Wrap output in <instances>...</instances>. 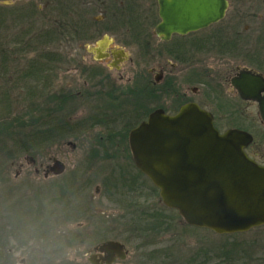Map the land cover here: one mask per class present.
<instances>
[{
  "label": "rangeland",
  "instance_id": "1",
  "mask_svg": "<svg viewBox=\"0 0 264 264\" xmlns=\"http://www.w3.org/2000/svg\"><path fill=\"white\" fill-rule=\"evenodd\" d=\"M16 1L26 0H5L6 5ZM253 2L229 0L225 19L210 28L219 32L226 27L241 29L245 24V44L237 47L242 56L236 52L237 58L223 60L212 50L209 56L200 55L197 65L182 66L183 72L177 76L178 86L192 101L212 113L214 125L221 133L234 128L253 135V143L247 151L250 157L264 165V125L257 105L239 99L229 84L236 67L264 74V26L261 29L264 19L241 17L256 11ZM41 23L39 20L35 28L29 27L28 30L38 29V35L43 36L38 48L46 47L50 53L48 59L54 54L61 60L67 59L69 53L71 67H77L82 57L92 62L94 42H88L86 50L79 44H71L66 50L64 40L51 35L50 28ZM249 28L257 29L250 31ZM42 29L46 31L42 32ZM210 29L199 33H208ZM52 42L55 47L50 45ZM115 44L120 46V43ZM124 45L128 58H139L140 61L134 65L128 62L122 67L130 69L128 74L111 72L117 79L115 94L124 93L116 104L106 95L110 92L109 85H95L94 79L81 78L79 73L68 72V67L60 64H54L52 70H45L41 76L46 78L34 83L40 91L78 94L74 102L66 104L61 112V118L64 116L71 126H89L97 119L102 124L85 131L76 130L77 133L61 143L33 156L35 165L28 164L21 157L2 173L0 255L9 256L13 264H89L88 255L94 246L114 240L123 243L128 254L125 260L113 264H161V261L164 264H264V225L243 233L223 235L191 227L175 210L162 204L158 189L136 169L128 145L129 131L159 107L167 115L178 111L173 95L142 100L145 82L140 76L145 68L141 65L147 55L142 47L135 46L136 49ZM20 50L17 45V51ZM13 55L5 57L14 60L6 64L4 73L0 71V91L6 93L5 98H1L0 93V110L6 112L12 123L11 120L28 110L29 102L22 97L24 84L21 77L27 71L26 61L35 57L33 53L25 57ZM5 58L0 62H6ZM165 70L174 72L169 67ZM193 88L198 91L192 92ZM175 90L178 92L177 88ZM55 159L65 164V172L59 176L49 174L45 178V166L51 165ZM121 179L132 189L120 187ZM150 212L168 218L172 223L170 230L155 229L153 221L143 222L142 217ZM135 225L140 227L134 229ZM148 225L154 228V232H144ZM6 234L11 238L4 239ZM223 253L225 261L218 258Z\"/></svg>",
  "mask_w": 264,
  "mask_h": 264
},
{
  "label": "water",
  "instance_id": "2",
  "mask_svg": "<svg viewBox=\"0 0 264 264\" xmlns=\"http://www.w3.org/2000/svg\"><path fill=\"white\" fill-rule=\"evenodd\" d=\"M161 23L157 33L169 37L216 23L226 10L225 0H158ZM231 84L243 101L257 104L264 125V78L240 71ZM252 136L239 129L220 133L213 115L197 104L180 107L174 115L153 111L128 133L136 169L158 189L162 204L177 211L191 227L217 235L247 232L264 225V167L244 149ZM34 164L33 157H26ZM65 164L55 159L44 177L62 175ZM109 257L125 258L124 245L103 242L93 249ZM95 254L89 257L98 264Z\"/></svg>",
  "mask_w": 264,
  "mask_h": 264
},
{
  "label": "flooded vegetation",
  "instance_id": "3",
  "mask_svg": "<svg viewBox=\"0 0 264 264\" xmlns=\"http://www.w3.org/2000/svg\"><path fill=\"white\" fill-rule=\"evenodd\" d=\"M0 1L3 2V4L0 5V36L4 51L8 52L17 49V45H19L21 40V38L18 37L19 34L30 32L31 36L29 35V39L33 40L38 34V29L29 31L28 28L33 26L35 28L36 23H39V20L42 21L41 24L43 26L50 28L51 35L54 34V36H60L62 40H64L66 50L71 44H79L85 49L88 42H94V53L92 52L94 58L92 59V62L88 61L87 58L82 57L77 67H71L70 56L69 53H67V59L62 60L60 65L68 67V72L74 70L75 73L80 74L81 78L84 77L88 81L94 79V81H96L95 85H109L110 92L106 95L108 96V99H111V102H114L115 104L120 102L121 94L123 97L124 93H120V96L115 94L116 89L114 83L117 79L111 75V72L119 73L123 71L124 74H128L130 69H123L122 67H125L128 62H131L134 65L136 64V61H140L139 58L137 60L128 58L124 44L134 48H136L135 46L138 48L142 47L143 52L145 51L147 55V57L143 59V65H141L145 68L140 76L145 82L143 89L144 96L142 100H151L152 98L156 100L163 96L167 97V95H173L175 97L174 102L177 103L178 111L183 105L189 103L197 104L182 91V87L178 86L177 75L182 74V66L192 67L197 65L199 62V56L202 54L209 56L212 50L221 55L220 58L223 60H225V58H237L236 52L238 51V44L239 46L245 44L244 34H246L247 31L245 24L241 29H237L236 26L226 27L219 32L210 29L217 26L225 19L229 9V0H225L227 5L226 10L223 18L218 22L185 34L172 33L169 37H164V35H159L157 33V26L161 23L158 0H26L23 2L16 1L17 3L11 5H6L5 0ZM234 1L237 3L241 2V0ZM253 5L256 11L250 15H242L241 17L246 19H254L255 17L264 19V0H254ZM40 6H42V8H40ZM23 7L25 9H23ZM82 24L83 27L81 26ZM263 26L264 21L262 22L261 29ZM208 29H210L208 33H199ZM249 29L251 31L257 28ZM21 30H24L25 32H22ZM43 31L46 30L42 29V32ZM241 31L244 33L239 34ZM230 34H233V36ZM27 40L24 39V43H26ZM115 43H120V46ZM50 45L55 47L56 44L55 42H52ZM50 45L48 46V49H50ZM239 52H237V54L242 56L241 51ZM5 59L7 61L4 62V64L14 60ZM49 62H51L53 66L54 64H59L55 63L53 59L49 60ZM148 63L150 65L146 68ZM166 67L171 68L174 72H171L172 74L166 72ZM242 70L252 71L254 74L260 75L264 78V74L256 72L255 70L236 67L234 74L229 78V84L236 93L237 91L231 84V79ZM131 72L133 73V70ZM193 74L197 73L194 72ZM120 77L122 78V76ZM174 82L176 84H173ZM176 88L178 92H176ZM191 90L194 92L197 88ZM133 94L135 93L132 92V95ZM66 95L68 96L66 101L67 104L70 103V101L74 102V97L76 95L78 96L77 93L74 96L70 91ZM125 96L129 97L128 94ZM139 103L137 105L138 107L140 106ZM197 105L202 108L199 104ZM158 109L161 108L159 107ZM153 111H151L142 121L146 120ZM163 111L164 113L166 112L165 110ZM245 132L249 133L248 131ZM249 134L252 136L253 143V135L251 133ZM252 143L249 144L244 151L251 160L255 161L253 157H250L247 151ZM67 144L70 143L68 142ZM255 162L264 167V165H261L257 161ZM47 167L48 165L45 166L44 173L46 172ZM35 171L38 172L39 167L36 168ZM142 221H146L147 223L150 222L148 219L143 218ZM139 227L140 226L135 225L134 229ZM144 229V232L151 231L150 228ZM5 237L4 239H8L11 238V235L6 234ZM94 247L88 255L89 264H92L89 261V257L92 254L96 255L94 259L98 264H107L109 257L104 253L95 252L93 250ZM124 253L125 258L123 260L126 259L128 254L125 245ZM5 256L0 255V264H13L11 258ZM110 260L111 263L109 264H113L116 261H123L115 255Z\"/></svg>",
  "mask_w": 264,
  "mask_h": 264
},
{
  "label": "trees",
  "instance_id": "4",
  "mask_svg": "<svg viewBox=\"0 0 264 264\" xmlns=\"http://www.w3.org/2000/svg\"><path fill=\"white\" fill-rule=\"evenodd\" d=\"M30 34V32H27L18 35V37L21 38L19 43L21 50L17 51V49H15L12 53L3 50L0 36V60L11 54H14L13 56L20 54L17 57H25L27 54L33 53L35 56L26 61L27 71H25L21 77L23 78L22 82L24 84V88L23 86L21 87L24 91L22 97L24 98L23 100L29 102L28 110L11 120L14 121L13 123L10 122L11 118H8L6 112L0 110V176L10 168L12 162L16 159L42 154L43 151L48 150L55 144L61 143L66 137L73 133H77L76 130L85 131L87 128L102 124V122H100L101 120L97 119L91 122L89 126H79L78 124L71 126V123L66 121L64 116L61 118V112H63V109L67 104L66 101L68 96L65 93H57L50 90L40 91L37 89V86L35 85L37 80L39 81L40 79L46 78V76L43 77L41 74L45 70H52V68H54L49 60L53 59L55 63L59 64L62 63V60L56 58L55 54H51L52 58L48 59L50 53L46 51V47L38 48L42 43L43 36L37 34L34 39L31 40L29 39ZM24 39H28L26 43H24ZM0 63H2L0 64V71L4 73L6 64L3 62ZM0 83H2V79L0 80ZM0 93L1 98L6 97V93L2 94L1 91ZM39 98H41L40 101L38 100ZM127 124L125 126H127ZM138 174L141 175L139 172ZM122 181L124 180H120V187H127L129 190L132 189L129 183ZM142 218L148 219L150 222L153 221V223L155 222V229L158 228L161 230L162 228L163 231L167 232L172 225L168 218H165L158 212H150ZM149 228L151 230L150 232H154L152 231L154 228H152L151 225ZM230 248L233 247L230 246ZM218 258L225 261L226 256L223 253V255L220 257L218 256ZM165 262H167V260ZM161 264H164L163 261H161Z\"/></svg>",
  "mask_w": 264,
  "mask_h": 264
}]
</instances>
